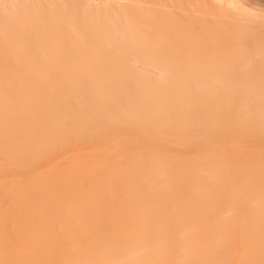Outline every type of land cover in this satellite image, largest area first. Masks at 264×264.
I'll use <instances>...</instances> for the list:
<instances>
[{
  "label": "bare ground",
  "instance_id": "6f19581e",
  "mask_svg": "<svg viewBox=\"0 0 264 264\" xmlns=\"http://www.w3.org/2000/svg\"><path fill=\"white\" fill-rule=\"evenodd\" d=\"M19 1L0 5V260L260 264L264 15Z\"/></svg>",
  "mask_w": 264,
  "mask_h": 264
},
{
  "label": "snow or ice",
  "instance_id": "6c2138e0",
  "mask_svg": "<svg viewBox=\"0 0 264 264\" xmlns=\"http://www.w3.org/2000/svg\"><path fill=\"white\" fill-rule=\"evenodd\" d=\"M24 5H12L14 10H19L24 8ZM17 12L14 11L12 14L5 15V23H8L12 20L17 19ZM262 77H264V67H262ZM8 243L15 245V241L9 239ZM0 264H110V262L104 261H80V260H64V261H40V260H0ZM123 264V262H121ZM153 264H169V262H153ZM175 264H201L198 261H190V262H175ZM243 264H253V262H243ZM260 264H264V259L260 261Z\"/></svg>",
  "mask_w": 264,
  "mask_h": 264
},
{
  "label": "rangeland",
  "instance_id": "374dc122",
  "mask_svg": "<svg viewBox=\"0 0 264 264\" xmlns=\"http://www.w3.org/2000/svg\"><path fill=\"white\" fill-rule=\"evenodd\" d=\"M56 1L58 2V0H56ZM59 1L61 3V0H59ZM241 1L247 7L257 9V10L261 11L262 14H264V0H241ZM0 2H1L0 5L3 4L2 7L4 10H10L12 8L11 5L19 3L20 1L19 0L18 1L17 0H0ZM157 8H162L164 10H178L176 8H171V7H157ZM162 17H164V16H162ZM182 18H184V17H182ZM254 24L259 26V27H264V22H255ZM261 33H264V30H260V34ZM252 50H255V49L253 48ZM253 57L257 58L258 56L254 54ZM255 65H257V64H255ZM260 67H262V65ZM256 82H258V80H256ZM263 82H264V80H263Z\"/></svg>",
  "mask_w": 264,
  "mask_h": 264
},
{
  "label": "crops",
  "instance_id": "0c3cea01",
  "mask_svg": "<svg viewBox=\"0 0 264 264\" xmlns=\"http://www.w3.org/2000/svg\"><path fill=\"white\" fill-rule=\"evenodd\" d=\"M243 6H245L246 8H248V9H250V10H252V11H255V12H257V13H259V14H262V12L261 11H259V10H257V9H253V8H249V7H247L241 0H238ZM262 15H264V14H262Z\"/></svg>",
  "mask_w": 264,
  "mask_h": 264
}]
</instances>
